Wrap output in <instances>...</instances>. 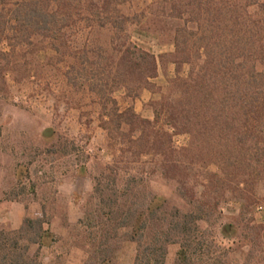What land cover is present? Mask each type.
I'll list each match as a JSON object with an SVG mask.
<instances>
[{
  "label": "trees",
  "instance_id": "obj_1",
  "mask_svg": "<svg viewBox=\"0 0 264 264\" xmlns=\"http://www.w3.org/2000/svg\"><path fill=\"white\" fill-rule=\"evenodd\" d=\"M136 1L0 0V100L10 99L9 83L38 88L47 70L60 77L67 109L98 108L112 161L94 180V194L114 236L105 232L96 264H114L110 241L119 232L136 247L131 264H164L170 247L176 264H222L215 240L205 246V225L262 261L264 226L253 213L264 206V0H153L126 14ZM149 17L178 24L169 35L175 64L189 69L158 90L152 122L116 97L134 100L157 78L156 58L128 34ZM178 135L189 137L186 148H174ZM143 158L144 168L131 174ZM157 175L174 184L185 210L141 195L144 177ZM231 202L239 204L238 226L220 224V209ZM48 238L41 220L0 230V264H44Z\"/></svg>",
  "mask_w": 264,
  "mask_h": 264
},
{
  "label": "rangeland",
  "instance_id": "obj_2",
  "mask_svg": "<svg viewBox=\"0 0 264 264\" xmlns=\"http://www.w3.org/2000/svg\"><path fill=\"white\" fill-rule=\"evenodd\" d=\"M152 1H136L124 11L138 12ZM148 19L141 26L129 27L128 34L132 43L156 58L157 78L134 100L124 98L123 92L116 93V97L121 108L131 107L141 119L152 122L153 106L161 99L158 90L177 76L186 77L189 69L176 65L169 35L178 24L165 27L152 17ZM148 22L155 23V27L147 26ZM46 72L38 88L35 84L19 87L9 83L10 99L0 100V230L17 231L25 219L41 220L49 232L39 253L44 264H96L98 244L106 238L105 232L114 236L105 217L107 210L94 194V180L106 174L112 151L99 125L98 108L86 105L67 109L60 77L54 71ZM172 141L174 148L183 149L189 137L178 135ZM144 162L148 159L132 166L131 174L136 168H144ZM209 171L216 173L217 169L211 166ZM144 180L141 195L162 196L170 208L186 209L175 196L174 184L162 181L159 175ZM263 195L261 186L258 196ZM220 212V224L238 226L239 204H225ZM253 216L256 225L264 226L263 205L254 210ZM204 230L208 232L205 246L215 240L220 248L215 252L222 264H264V257L262 261L248 258L249 248L238 239L232 245L218 237L217 228L205 225ZM110 249L114 264H131L136 254L135 245L126 241L124 232L110 241ZM176 250L168 249L164 264H176ZM35 251L33 247L30 255Z\"/></svg>",
  "mask_w": 264,
  "mask_h": 264
}]
</instances>
